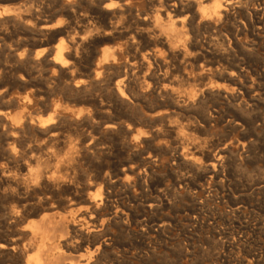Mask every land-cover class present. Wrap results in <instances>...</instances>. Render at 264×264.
<instances>
[{"label":"rangeland","instance_id":"rangeland-1","mask_svg":"<svg viewBox=\"0 0 264 264\" xmlns=\"http://www.w3.org/2000/svg\"><path fill=\"white\" fill-rule=\"evenodd\" d=\"M30 1H28V0H8L7 2H6V0H1L0 1V11H2L4 9H7V8L12 11L11 15L8 16V14H6V15L2 16V18L0 17V22H1L0 23L1 24L0 25V41H1L0 44L2 43L0 45V50H1L0 51V55H1L0 56V59H1L0 60V63H1L0 64V66H1L0 69H3V70L7 69L8 70V69L14 68V70H18L19 67H20L19 63H18L19 56L23 55L25 49L33 50L34 51L33 54L35 55V54H37L36 52L38 50L40 51L41 50L40 48H42V46L40 47V45L38 44L39 41H38L37 38H39V40H42V39H44L43 37H45V35L39 33L38 31H35L34 29H31L29 24H27L25 21H24L25 25L23 23V20L22 21H18L19 18L16 15H18V14L27 15L31 11L39 9L40 13H41V16L43 18L45 17L46 21L48 23H50V24H54V26H61V28H66L70 24V22H68V21H70L69 20L70 18L67 16L68 14H66L67 11H68V8L66 7L65 4H59L58 5L56 0H30ZM215 1L216 0H212L210 2H206L205 5L206 6L208 5V7H210L211 5L214 4ZM222 1L224 2V0H222ZM225 1L228 2L230 0H225ZM262 2H264V0H253V3L251 2L250 6L248 8L245 5L241 6V7H236L234 9L230 10L228 15L223 16V17H214V18H211V19H205L204 20V19L201 18V15L198 13V16H197L198 18L194 17V21H193V17H191V16L187 17L186 20L184 19V21H183L182 18H184L186 16V13L184 15V13H182V12H177L173 6L171 7L170 3L164 2L162 4L164 6H162V7H163V9L165 7V10L168 9V11L171 12L170 17L172 16L171 17L172 19L170 17L167 18L166 16H164L163 21H166V20L169 21V20H173L174 19L173 21L176 20L175 23H176V26L178 27V29H180V30H182L184 32L187 31L186 32L187 34L184 35L185 38H183V40L178 43V45H181V46H178V50H181L180 48H183V49L181 51L173 53V54L172 53H168L169 51L167 49V46H165V44H164V41L167 40V37H168L167 34L163 33L162 30L160 31L159 30L160 27H158L155 24L156 22H154L155 18H156L157 11H155V9L152 8V6L149 4V2L147 0H125L123 2L124 4L125 3L127 4L126 6H124L125 9L121 8V10H120V8L119 9L117 8V11H119V10L121 11V12L119 11V13L117 12L116 17L118 19L116 17L112 18L113 19L112 20V22H113L112 25L115 26L114 27L115 29L117 28L116 29L117 33L115 34V36H114V38L112 39L111 42H107L105 44L100 45L99 49H101V48L103 49V47L104 48L105 47H113L112 52L113 53H117V55L120 56V58H121L120 63L121 64H119V67H117V68H112V71L110 73L112 74V81L116 82L122 76L121 74H124L126 72V74L129 77L127 76L128 78L126 79L127 81H125L126 83L124 84V88H125L126 92L128 93V97H130V98L128 99L129 100L128 102H125V103H127L126 105H128V106H126L124 102H122L120 100H117V98L114 95H112V97H113L112 98V117L114 118V119L112 118L113 119L112 122L113 121L114 122L116 121L115 123L118 122L121 125V127L115 129L116 131H112V133H113L112 136L110 134H104V133L99 134V136H100V139L102 138L101 142H102L103 145H109L110 144L113 147L112 148V156L107 158L108 160L109 159L110 160L111 159L114 160V161L112 160V168H113L112 169V182L115 181V182H113V185H112V191H113V193H112L113 194L112 210L116 206H123L124 205V207H126V209H127L128 221H130V220L131 221L123 226L122 222H121V219L117 218L115 215L112 216L113 217V222H112V243H110V241H108V243H110L112 246L110 244L104 246V248H105V249H103L104 252L102 251V254H100V259H101L100 262H101V264H110V263L111 264H115V263L116 264H122V263L123 264H125V263L126 264H163V263L164 264H214V263L215 264H237L238 262H239L238 264H243V263H245V264H264V260H263L264 259V233H262V232H264V230L262 231V228L264 229V190H263L264 189V182H263L264 181V149H263L264 148V22H262V21H264V7H263L264 3L262 4ZM27 3L28 4L30 3V4L28 5ZM22 4H23L24 7L23 6H19V5H22ZM36 4H37V6H36ZM43 4H44V6H43ZM48 4H50L51 7ZM34 5L37 8H35ZM57 5H58V7H57ZM5 6H6V8H5ZM7 6H9V7H7ZM12 6H13V8L15 7L16 9L14 8L15 9L14 10L12 8ZM18 6H19V9L17 8ZM180 6L181 5H179L178 8H180ZM31 7H33V8L31 9ZM53 7H54V9H52ZM162 7L159 5L158 9L161 10ZM181 7H183V6H181ZM261 7H262L263 10L261 9ZM169 8H170V10H169ZM198 8H200L199 5L196 6V10ZM123 9H124V11H123ZM246 9L250 10L253 13L255 11L258 12V14L255 16V20H256L255 22L256 23L254 24V26H250L248 24V22H247V17H246V12H245ZM51 10H52V12H51ZM127 10L129 11L128 13H126ZM199 10H201V8ZM49 12H51V14ZM134 12L135 13L137 12V13L135 14ZM46 14L48 15V18L46 16ZM52 14H53V19H51L52 18ZM59 14H61V15H59ZM118 14L119 15L121 14L120 16L122 18ZM54 15H56V16H54ZM57 15H59L58 16L59 18L57 17ZM123 15H124L125 19L123 18ZM10 16H11V19H10ZM128 16H130V17H128ZM141 16H143V17H141ZM63 17H64V19L66 18L65 21H64ZM144 17L145 18L147 17L146 19H148V17H149V19L147 20V21H149L148 24L144 25V24H142L139 21L141 19H144ZM67 18H69V19H67ZM126 18H127L128 22L126 21ZM133 20H134V22H133ZM180 20H182L183 23ZM2 22H4V23H2ZM138 22H140V23L138 24ZM150 22H154V23L152 24ZM118 23H119V25H118ZM66 24H68V25H66ZM123 24H124V26H123ZM129 24H131L132 26L131 25L129 26ZM190 24H191V26H190ZM9 25H10V27H9ZM116 25H117V27H116ZM133 25H134V28H133ZM138 25L141 26L142 28H139ZM146 25H148V26H146ZM152 25H153V27L152 28L150 27L151 29L148 28L149 26H152ZM64 26H66V27H64ZM118 26L119 27L121 26V27L118 28ZM206 26H207V28H206L207 30L204 29V27H206ZM135 27H136V30H135ZM155 27H157V29ZM15 28L16 29L18 28V29L16 30ZM241 28H243V29H241ZM25 29H27L28 31L27 30L25 31ZM186 29H188L190 32L188 30H186ZM191 29L193 31H191ZM239 29H240V31H239ZM255 29H256V31H255ZM120 30H121V32H120V35H119V31ZM145 30H146V32H145ZM155 30L160 31L161 33H163V35L160 32H157ZM131 31H132V33H131ZM242 31H244V32H242ZM253 31H255V32H253ZM5 32H6V35H5ZM125 32H127V33H125ZM147 32L149 33V35H148ZM233 32H235L234 33L235 35L233 34ZM236 32H237V34H236ZM32 33H33V37H32ZM139 33L141 35H139ZM157 33H159L160 35H158ZM190 33H192V34H190ZM122 34H123V36H122ZM154 34L156 35L155 37H153ZM124 35L125 36L127 35L129 37V39H128V37H125ZM146 35H148L149 37L147 36V38H146ZM199 35H200V37H199ZM71 36H73V37H71ZM131 36H134V37H132V40L130 39ZM136 36L138 38H136ZM19 37H20V39H19ZM70 38L74 39V40L75 39L79 40L78 38H80V33H77V32L75 33V31H73V32L70 33ZM123 38H124V40H123ZM152 38H154V39H152ZM15 39H17L16 40L17 42L15 41ZM36 39H37V41H36ZM150 39H152V40H150ZM157 39H159L161 41H159ZM56 40L57 41H55L52 45H54L55 43H57L59 41V39H56ZM136 40L137 41L140 40V41H138V43H137ZM141 40H142V43H141ZM144 40H146L147 43ZM201 40H202V42H199ZM223 40H224V42H223ZM231 40H232V42H231ZM131 41H133L132 44H131ZM190 41H192V42H190ZM195 41L198 42V44L195 43ZM225 41H227V42H225ZM234 41H236L237 43L235 44ZM6 43H7V45H6ZM156 43L158 44L157 46H156ZM29 44L31 46H29ZM112 44H113V46H112ZM147 44H149V45H147ZM150 44H153L154 48L152 47V45L150 46ZM15 45H16V47H13V48L11 47V46H15ZM130 45H131L132 48L130 47ZM140 45L141 46L143 45L142 48H141ZM2 46H4V47H2ZM17 47H18V49H17ZM133 47H135L136 49L133 48ZM14 49H15V51H14ZM121 49H124V50H121ZM137 49H139V50H137ZM185 49H186V51L187 50L188 51L186 52ZM191 49H192V51H190ZM194 49H195V51H194ZM229 49H230V51L231 50L232 51L229 52ZM139 51H141V52H139ZM2 52H3V54H2ZM134 52H139V53L137 55V53H134ZM188 52H190V54ZM199 52H201V53H199ZM211 52H212V55H211ZM221 53H222V55L220 56ZM132 54H134V55H132ZM231 54H232V56H231ZM155 55H157V56H155ZM190 55H191V58H190ZM154 56H155V60H154ZM194 56H196V57H194ZM202 56H204L207 61L205 60V58H202ZM132 57H134V58H132ZM141 57L144 60H146V62H147L146 66L147 67L145 66V68H141L142 70L139 67L136 68L135 65H133V67H132L131 64L133 62V59H135V58L142 59ZM158 57H160V58H158ZM165 57H166V59H165ZM214 57H216V58H214ZM129 58H130V60H129ZM149 58H151V59H149ZM162 58H163V60H162ZM8 60H9V62H8ZM150 60H152V61H150ZM186 60H188V61H186ZM195 60H197V61H195ZM10 61H11V63H10ZM129 61L130 62L132 61L131 64H129ZM169 61H171V62H169ZM204 61H206V62L204 63ZM210 61H211V63H210ZM152 62H154V63H152ZM160 62H162V64ZM173 62H176V63H173ZM213 62H214V64H213ZM218 62H219V64H218ZM195 63H197V64L195 65ZM6 64H8V65L5 66ZM124 64H125V66H124ZM159 64H161V65H159ZM243 64H244V66H243ZM30 65H31V67H30ZM39 65H40V63L38 64L37 61L33 60L31 62V64L28 65L30 67V68L28 67V69L31 70L33 76L35 77V81L36 82L38 81L36 87L38 89H39V87H41L40 88L41 91L45 90L46 92H49V94L54 95V97L51 95L52 98H51L50 102L48 100L44 101L45 104H43L44 103L43 100L39 99L37 96H36L37 99L34 100L32 102V104L27 105V106L25 104H23V102H21L22 101L21 99L24 98L25 94H27L28 92H31V90H32L31 88L32 87H29V86L26 87L25 85H23V82L21 83L20 80H17V81L14 82V81L10 80L4 74V72L0 73L1 74L0 75L1 76V78H0V89L1 90L9 89L8 91L10 92V97H7L3 101L2 100L0 101V108L2 107V109H5V110L8 108L7 111L9 112L8 113V116H9L8 124L6 125V124L0 122V130H1V132H0V148L4 151L3 152L0 149V160L2 159L0 161V171L6 170V169L7 170L13 169V167L17 163H19V162L22 163L23 160L26 161L30 156H32L34 154L39 156V157H41V158L43 157L42 159L46 162L45 166L47 168H51L52 169L58 163L57 158H59V157L62 158L64 155L67 156V154L72 151L73 159L72 160H69V159L65 160V165L67 166V169L65 170V172L69 173L71 175L70 177H71L72 180H74L75 184H77V185L79 184L80 185L81 182H83V174L85 175V174H87V172H89V170L91 171L92 168H93L92 164L96 163V162H94V160L92 158H90V159L88 158V159H85V160H82V159L80 160V158L77 156V154H78L77 146L81 143V140H82L81 138L83 136H85V134L87 135L89 133V131H90V128L88 129V125L85 124V122L82 121V119H77V115H76V111L79 112L80 110H82L83 109L82 107H84V105L80 102L78 94L73 93V92L71 93V92H68V91L67 92L63 91L62 92L61 88H58L54 83H53L54 85H52V80L48 79V78L53 77L52 69L50 68V66L45 67L43 64H41L40 66ZM227 65H229V66L227 67ZM162 66H164V67H162ZM190 66H191V68H189ZM225 66H226V68H225ZM229 67H232V68H229ZM128 68H130V69L128 70ZM154 68H157V70L154 69ZM132 69H134V70H132ZM147 69H149V70H147ZM192 69H194V70H192ZM172 70H174V71H172ZM182 70H184V72ZM189 70H190V72H189ZM231 70H232V72H231ZM133 71H135L136 73L133 72ZM141 71L142 72L144 71L143 72L144 74ZM240 71H241V73H240ZM166 72H168V73H166ZM137 73H139V74H137ZM231 73H233V77L231 76ZM41 74H42V76H41ZM119 74H120V76H119ZM133 74H135V75L133 76ZM153 74H154V76H153ZM180 74L183 75V77ZM116 75H117V79H115ZM179 75H180V77H178ZM135 76H136V78H135ZM204 76H206V78ZM212 76H214V77H212ZM215 76H216V78H215ZM150 77H152V79L154 81L152 79H149ZM181 77L183 79H180ZM224 77L226 78L227 81L225 80ZM138 78L140 80H137ZM166 78H168V79H166ZM186 78H188V79H186ZM213 78H215V79H213ZM2 79H4V81ZM133 79H135V80H133ZM130 80H132L133 83H132V81L130 82ZM212 80H213V82H212ZM219 80H221V81H219ZM134 81H135V83H134ZM183 81H185V82H183ZM216 81H217V83H216ZM142 82H143V84H142ZM171 82H172V84H170ZM179 82H180V85L177 84ZM182 82H183V84H182ZM189 82L192 83V84H189ZM243 82H245V83H243ZM2 83H5V84H2ZM127 83H129L132 87L129 84L127 85ZM158 83H160V84L158 85ZM185 83L188 84V85H186ZM184 84H185V86H184ZM236 85H238L240 88H242L241 91L240 90L237 91ZM128 86H129V88H126ZM5 87H6V89H5ZM37 88H36V90H37V92H39L40 90H38ZM130 88H132V89H130ZM52 89H54L55 91L54 90L52 91ZM187 90L188 91L190 90L191 92L188 93ZM101 91H102V89H101ZM132 91H133L134 94L132 93ZM195 91L198 92V93H196ZM162 92H164V93L162 94ZM165 92H167L168 94H166ZM58 93L61 94V95L59 96ZM135 93H136V95H135ZM137 94H139L140 96L137 95ZM144 94H146V96ZM203 94H204V96H203ZM142 95H144V96H142ZM165 95H166V97H165ZM191 95H193V96H191ZM180 96H181V98L178 99ZM211 96H212V98H211ZM136 97L138 99H136ZM155 97L158 98V99H156ZM174 97H175L176 100L174 99ZM250 97H251V99H250ZM19 98H21V99H19ZM139 98H140V100H139ZM161 99H162V101H161ZM177 99L180 100V102H182V103H179V101ZM216 99H217V101H216ZM238 99H239V101H238ZM134 100H136V101H134ZM155 100H157V102ZM209 100H210V102H209ZM130 101H131V103H130ZM251 101H253V102L251 103ZM55 102H58V103L61 102L60 104H62L60 110H58V116L61 117V118L59 117V120H58L60 122V124H59V122H57L55 124V126L57 127V131H58L57 139H54V141L52 139L50 140V134L47 135V137H49V138H47V137H45V135H43L40 132V130L38 128H36V129L33 128V127L28 128L29 127L28 126V127H25V128H21L23 130H21V133L19 134V136H20L18 138V140H20V141H18L19 144L17 143L15 150H12L11 148H14V145L12 144L13 139H12V136H11L12 131L10 130V126L11 127L18 126V124L15 121V118L18 117V116H22L23 118L25 117V119L26 118L28 119L29 117H33V116L35 118H40L41 115H42L41 118L48 117V116H50L51 113L54 112L53 111L54 109H49V111H48V110H46V107L47 106H51L50 103L53 104ZM238 102H241L242 105L240 106V103H238ZM77 103H78V105H77ZM120 103H122V104L120 105ZM11 105L12 106L14 105L13 106L14 108L13 107L11 108ZM152 105H154V106H152ZM169 105H171V106H169ZM15 106H16V108H15ZM78 106H81V107H78ZM124 106H126V107L123 108ZM135 106H136V108H135ZM177 106H179V107L177 108ZM156 107H157V109H156ZM202 107H203V109H202ZM126 108L128 110H126ZM138 108H139V110H137ZM205 108L207 110H205ZM115 109H117L118 111H116ZM183 109H185V110H183ZM199 109L201 110V112H200ZM119 110H121V111H119ZM125 110H126V112L127 111L128 112L127 113L124 112ZM134 110H136V111H134ZM239 110H241V111H239ZM42 111H44V112H42ZM190 111H192V112H190ZM46 112L48 114H46V116L44 117V115H45L44 113H46ZM115 113H116V115H115ZM195 113H196V115H194ZM158 114H159V116H158ZM200 114L202 115V119H200L201 118ZM171 115H172V117H171ZM117 116H118V119H116ZM177 116L179 117L178 119H177ZM130 117L132 118V120H131ZM192 118H194V119H192ZM133 119H135V120H133ZM149 119L151 120L150 123L148 122V121H150ZM256 119H258V120H256ZM126 120H127V122H126ZM63 121H65L67 123V125ZM138 121H139V123L137 125L136 122H138ZM186 121H189V122H186ZM201 121H202L203 124H200ZM251 121L253 122V124H252ZM158 122H159V125H158ZM179 122L182 123V125H180ZM196 122H198V123H196ZM239 122L241 124H237ZM155 123H156V126H155ZM161 123H162V125H161ZM169 123H172V124L170 125ZM75 124H76V126H75ZM128 124H129V126H128ZM134 124H135V126H134ZM167 124H169V126ZM5 125L8 126L9 129H6L8 127H6ZM72 126H73V128H72ZM126 126L128 127V129H127ZM20 127H22V126H20ZM20 127H18V128H20ZM65 127H67V129H69V130L67 131V129ZM163 127H164V131L162 130ZM27 128L29 130H27ZM177 128H179V129H177ZM208 128L210 130H208ZM24 129L26 131H29V133L28 132L24 133V132H26ZM180 129H181V131H180ZM65 130H66V132H65ZM173 130H174V132H173ZM176 130H179L178 133H177ZM182 130H183V132H182ZM70 131L72 133L74 131L73 134L75 136L72 135V133ZM167 131H168V133H167ZM189 131H192L193 134L191 132H189ZM119 132H120V135H119ZM141 132L143 134H145L146 136L144 135L139 141H136L135 138H133V137L135 136V134H138V133H141ZM68 133H70V134H68ZM154 133H157V134L154 135ZM194 133H196V134H194ZM161 134H163L162 137H161ZM76 135H78V136H76ZM171 135H173L172 138H170ZM22 136H25V137L22 138ZM28 136L31 137V138L29 139ZM32 136L35 137V138H33ZM36 136H38V139H37ZM62 137L63 138L65 137L66 139L65 138L63 139ZM114 137H116L115 141H114ZM2 138H4V139L2 140ZM76 138L78 139V141H76L77 140ZM109 138H110V141L108 140ZM174 138H175V140H174ZM21 139H22V141H21ZM126 139H128V141H126ZM129 139H130V141H129ZM150 139H152L153 141L150 140ZM179 139H180V141H179ZM44 140L45 141L48 140L49 142L48 141L45 142ZM64 140H65V142H64ZM111 140L114 141V142H117V144H119V145L117 146V144H115ZM50 141H52L53 143L50 142ZM74 141H75V143H74ZM105 141H107V143ZM144 141H146V142H144ZM183 141H185V142L183 143ZM36 142L38 143V145L42 146L40 151L37 149ZM58 142L59 143L61 142L60 143L61 146L59 145ZM179 142H180V144H179ZM30 143H32V144H30ZM33 143H35V144H33ZM56 143L58 145V148H57ZM127 143H129V144H127ZM53 144H54V147H53ZM123 144H124V146L126 145V148L123 146ZM173 144H175L176 146L175 145L173 146ZM65 145H68V146H65ZM129 145H130V148H128ZM49 146H50V148H49ZM63 146H64V148H63ZM152 146H153V148H152ZM156 146H157V148H156ZM123 147H124V149H123ZM20 148H21V150H20ZM31 148H33V149H31ZM115 148H116V150H115ZM18 149H19V151H18ZM22 149H23V151H22ZM42 149H43V151H42ZM45 149H47V150H45ZM145 149H148V150H145ZM161 149H162V151H161ZM10 150H11V153L9 152ZM137 150L140 151V153ZM158 150L161 151V152H159ZM1 151H2L3 154H1ZM12 151H14V152H12ZM46 151H48V153H46ZM149 151L151 152V154H150ZM166 151L169 153V155L167 154ZM171 151H172V153H171ZM60 152H62V153H60ZM131 152H133V153H131ZM148 152H149V154H147ZM156 152H157V155H155ZM29 153L31 155H29ZM36 153H38V154H36ZM212 153H213V155H212ZM130 155H131V157H130ZM153 155H154V158H153ZM160 155H161V157H160ZM188 155H190V156H188ZM218 155H221V156H218ZM181 156H182L183 159L181 158ZM216 156H217V158H216ZM50 157L52 159L53 158H56V159H53L51 162H49L48 158H50ZM125 157H127V158H125ZM177 157H178V159H177ZM207 157H209V158H207ZM214 157H215V159H214ZM76 158H77V160H76ZM189 158L191 159V161H190ZM208 159L212 160V161L209 162ZM55 160H56V162H55ZM133 160H135V161H133ZM156 161H157V163H156ZM176 161H177V163H176ZM114 162H117V163H114ZM129 163L131 164V166H130ZM207 164H208V166H207ZM88 165H89V167H88ZM187 165H189V166H187ZM138 167L140 169H138ZM181 167H183V168L181 169ZM188 167H190V168H188ZM193 167H195V168H193ZM116 168H118V169H116ZM184 168L187 171L184 170ZM120 170H122V171L124 170L123 173ZM128 170H129V173H128ZM131 171L134 172V173H132ZM204 171H205V173H204ZM119 172H120V174H119ZM187 172H188L189 176H188ZM191 172H192V174H191ZM145 173L147 174V176H146ZM171 173L173 174L172 176H171ZM175 173L176 174L178 173V174L176 175ZM214 173H215L216 176L214 175ZM116 174H118V176H115ZM123 174H125V175H123ZM24 175L26 177H24V176L23 177L26 178V179H28L29 178L28 176H30V174L27 173V172H25ZM168 175L171 176V177H169ZM184 175H185V177H184ZM190 175H192V176H190ZM149 176H150V178H148ZM161 176L163 178H161ZM197 176L199 178H197ZM166 177H168V178H166ZM130 178H133V179L130 180ZM180 178H182L181 179L182 181L180 180ZM189 178L191 180H195V181H191ZM76 180H78V181H76ZM138 180H139V183H138ZM160 180L162 181V183H161ZM152 182H154V184H152ZM181 182H184V183H181ZM196 182H198V183H196ZM225 182H227V183H225ZM116 184L119 187H116ZM143 184H144V186H143ZM180 184H181V187H180ZM133 185H134V187H133ZM162 185L164 187H162ZM187 185H189L192 188L188 187ZM140 186H141V189H140ZM170 186H171V188H170ZM143 187L145 188V190H144ZM221 187L222 188L224 187V188L222 189ZM165 188H167V189H165ZM176 188L178 189V191H176L177 190ZM220 188H221V190H220ZM129 190H130L131 194L128 193ZM156 190H158V191H156ZM167 190H169V192H167ZM64 192H66V194ZM143 192H145V193H143ZM160 192L163 193V194H161ZM68 193H70V194H68ZM120 193H122V194H120ZM72 194L73 193L71 192V190L66 188V187L63 189V192L61 190L60 193L58 194V196L62 197L63 199H66V200L69 199V203H68L69 205L65 206L66 209H62L61 211L62 212L64 211V213H68L70 211H76L77 213H81V212L84 213L85 210H83L84 208H82L83 204L80 201H78V200L76 201V196L72 195ZM167 194H169V195H167ZM163 195H164V197H162ZM170 195H171V197H170ZM172 195H174V196H172ZM145 197L147 198V200H146ZM72 198H74V199H72ZM3 199L6 200V201L3 202L4 201ZM152 199H153V201H152ZM236 199H237L238 202L236 201ZM10 200L11 199H8V198L7 199L6 198H0V204H4L6 206V203H7V206H9L10 204H12V200H11V202H10ZM173 200H175V201H173ZM54 201H56V199H54ZM118 201H120V202L118 203ZM232 201H234L235 203L232 202ZM259 202H261V203H259ZM239 203H240V205H239ZM159 204H160V206H159ZM149 205H151V206H149ZM242 205H244V206H242ZM255 205L257 207H255ZM259 205H260V208H258ZM0 206H2V205H0ZM234 206H236V207H234ZM194 212H195V214H193ZM112 213H113V211H112ZM139 215H141V216L139 217ZM241 217H242V221H241ZM2 219L3 218H1L0 220L2 221ZM154 219H155V222H154ZM170 219H172L173 221L172 220L170 221ZM192 219H194V220H192ZM139 221H140L141 224L142 223L143 224L141 225L139 223ZM169 222H171V223H169ZM114 223H116V224H114ZM210 223L211 224L215 223V225H210ZM198 225H199V227H198ZM153 226L156 227V228H153ZM160 226H162V227H160ZM143 227L144 228L146 227V228L143 229ZM148 227H149V229H148ZM151 227L153 229H151ZM216 227H218V228L216 229ZM227 228H229V229H227ZM121 229L124 230V231H122ZM146 229H148L149 231L146 230ZM160 229L162 231H160ZM213 229H214V232H216V233L213 232ZM241 229L244 232H242ZM251 229H253V231ZM0 231H3V229L0 228ZM227 231L228 232L230 231V232L228 233ZM255 231H256V233H254ZM122 232L123 233L125 232V233L123 234ZM218 232L220 234H218ZM145 234H146V236H145ZM124 235H125V237H124ZM161 236H162V238H160ZM218 236H220V237H218ZM118 237H119V239H118ZM149 237H150V239H149ZM122 238L125 239V241ZM234 238H236V239H234ZM141 239H144V240H141ZM91 240L93 241L94 239H91ZM119 240H123V241H119ZM234 240H235V242L236 241L237 242L234 243ZM126 241H129V242H126ZM143 242L145 243V245H144ZM251 242L253 244L250 245ZM114 243H116V244L114 245ZM216 243H217V245H216ZM219 244H220V248H219ZM120 245H122V246H120ZM138 247H140V248H138ZM222 247H224V248H222ZM232 248H234V249H232ZM181 250H183V251H181ZM250 250H252V251H250ZM175 251H176V253H175ZM254 251H255V253H254ZM139 253H140V255L142 254L143 256L142 255L140 256ZM182 253H184V254H182ZM238 253L241 255L240 257H239ZM113 255H114L115 258L113 257ZM166 256H168L169 258L166 257ZM140 257H142V258H140ZM228 257H229V259H228ZM261 257H263V258H261ZM122 259L123 260L125 259V260L123 261ZM111 260L114 261V262H112ZM173 260H174V262H173ZM252 261H253V263H252Z\"/></svg>","mask_w":264,"mask_h":264},{"label":"bare ground","instance_id":"bare-ground-1","mask_svg":"<svg viewBox=\"0 0 264 264\" xmlns=\"http://www.w3.org/2000/svg\"><path fill=\"white\" fill-rule=\"evenodd\" d=\"M1 1V0H0ZM8 0H6L7 2ZM30 1V0H28ZM58 5L59 4H65L66 7L68 8V11L66 14H68L67 16L70 18V24L69 26H64L66 28H61V26H54V24H50L46 21V18L44 19L41 16L40 10H33L31 11L29 14L27 15H23V14H18L16 15L19 20L18 21H22L23 23L24 21L29 24L31 29H34L35 31H38L39 33L45 35V37H43L44 39L39 40V45L40 47L42 46V48H40L41 50L38 52H36L37 54H33V50L30 49H25L23 55L19 56V69L18 70H14V68L11 69H0V73L4 72V74L12 81H17L20 80L21 83L23 82V85H25L26 87H32L31 92H28L27 94H25L24 98L21 99L23 102V104L30 105L32 104V102L34 100H36V96L44 101H49L51 100V95L49 94V92H46L45 90H40L41 87H39V89L36 87L38 81H35V77L33 76L31 70L28 69V65L31 64V62L33 60L37 61L38 64L40 63L43 64L45 67L50 66V68L52 69V75L53 77L48 78L52 80V85H56L58 88H61V91H65V92H73L79 95V100L80 102L84 105V107H82L83 109L80 110L79 112L76 111V115H77V119H82V121L85 122V124L88 125V129L90 128L89 133L85 136H83L80 140L81 143L77 146V156L80 158V160H85V159H90L92 158L94 160V162H96L93 165L92 170L89 172H87V174H83V182H81V184L77 185L74 183V180L71 179V175L69 173H66L65 170L67 169V166L65 165V160H72L73 159V153L72 151L70 153L67 154V156H61L62 158H57V165L54 168H47L46 162L39 156L37 155H32L30 156L26 161L23 160L22 163H17L13 169L10 170H2L0 171V198H8L12 200V204H8L9 206H6L4 204H0L2 206H0V219H2V221L0 220V228L3 229V231H0V264H101L100 262V254H102V251L105 245H109L110 243H112V222H113V215H115L117 218L121 219L122 225H126L127 223H129L130 221H128V215H127V209L126 207L123 206H116L113 208L112 210V198H113V191H112V185H113V181L112 182V160L113 159H107L108 157L112 156V145H103L100 139L99 134L104 133V134H110L112 136V131H116L115 129L121 127V125L117 122L115 123L114 121L112 122V120L114 119L112 117V95H114L117 100H120L122 102H128L129 98L128 97V93L126 92L125 88H124V84L126 83L125 81H127L126 79L129 77L126 72L124 74H121L122 76L116 81H112V74L110 73L112 71V68H117L119 67L121 58L119 55H117V53H113L112 49L113 47H103V49H99L100 45L105 44L107 42H111L112 39L114 38L115 34L117 33L116 29L114 28L115 26L112 25V18L116 17L117 12L119 13V11L121 10V8H124V6H126L127 2L124 4L123 2L125 0H56ZM149 2V4L152 6V8L155 9V11H157L156 14V18L155 24L160 27V31L162 30L163 33L167 34V40L164 41L165 46H167L168 49V53H176L181 51L183 48H180L181 50H178V45L179 42H181L183 40L184 35L187 34L186 29L184 31L178 29V27L176 26L175 21L173 20H169V21H163L164 16H166L167 18L170 17L171 12L167 10H165V7L163 9L162 5L164 2H168L171 4V7L173 6L175 8V10L177 12H182L186 13V16L183 19L186 20L187 17H193V21H194V17L198 16V13L201 15L202 19H211L214 17H223L228 15L229 11L236 8V7H241V6H247V8L250 6L251 2L253 3V0H230V1H225L224 2L222 0H216L214 2L213 5H211L210 7H208V5L206 6L205 3L206 2H210L212 0H147ZM31 2V1H30ZM40 2V1H39ZM38 2V3H39ZM42 2V1H41ZM259 2V1H258ZM5 3V2H4ZM9 3V2H8ZM36 3V2H35ZM47 3V2H46ZM53 3V2H52ZM264 2H262L263 4ZM6 4V3H5ZM28 4V3H27ZM30 4V3H29ZM28 4V5H29ZM148 4V5H149ZM209 4V3H208ZM11 5V4H10ZM32 5V4H31ZM40 5V4H39ZM50 6V4H48ZM57 5V7H58ZM161 6L162 9H158V6ZM181 5L183 7L180 6V8H178V6ZM199 5V7L201 8V10H199L200 8H198L196 10V6ZM19 6H23L19 5ZM19 6L17 7L19 9ZM37 6V4H36ZM35 5L34 7L37 8ZM44 6V4H43ZM166 6V5H165ZM169 6V5H168ZM167 6V7H168ZM259 6V5H258ZM263 6V5H262ZM9 7V6H7ZM24 7V6H23ZM22 7V8H23ZM28 7V6H27ZM39 7V6H38ZM46 7V6H45ZM51 7V6H50ZM55 7V6H54ZM54 7L52 9H54ZM260 7V6H259ZM264 7V6H263ZM6 8V6H5ZM13 8V6H12ZM15 8V7H14ZM13 8V9H14ZM21 8V7H20ZM29 8V7H28ZM33 7H31L32 9ZM34 8V9H35ZM41 8V7H40ZM117 8L120 10L117 11ZM178 8V9H177ZM16 9V8H15ZM14 9V10H15ZM45 9V8H44ZM43 9V10H44ZM51 9V8H50ZM66 9V8H65ZM125 9V8H124ZM123 9V11H124ZM242 9V8H241ZM244 9V8H243ZM250 9V8H249ZM252 9V8H251ZM262 9V7H261ZM26 10V9H25ZM42 10V9H41ZM61 10V9H60ZM134 10V9H133ZM151 10V9H150ZM170 10V8H169ZM263 10V9H262ZM17 11V10H16ZM23 11V10H22ZM28 11V10H27ZM165 11V12H164ZM243 11V10H242ZM47 12V11H46ZM45 12V13H46ZM52 12V10H51ZM51 12H49L51 14ZM121 12V11H120ZM129 11L127 10L126 13H128ZM132 12V11H131ZM154 12V11H153ZM246 17H247V22L250 26H254V24L256 23L255 21V16L258 14L257 11H255L254 13L251 12L250 10L246 9ZM12 11L7 9H4L2 11H0V17L2 18V16L8 14L11 15ZM14 13V12H13ZM17 13V12H16ZM21 13V12H20ZM135 13V12H134ZM137 13V12H136ZM135 13V14H136ZM151 13V12H150ZM149 13V14H150ZM236 13V12H235ZM49 14V15H50ZM55 14V13H54ZM58 14V13H57ZM140 14V13H139ZM142 14V13H141ZM144 14V13H143ZM148 14V15H149ZM152 14V13H151ZM150 14V15H151ZM176 14V13H175ZM261 14V13H260ZM13 15V14H12ZM61 15V14H59ZM57 15V17L59 16ZM119 15V14H118ZM121 15V14H120ZM119 15V16H120ZM127 15V14H126ZM138 15V14H137ZM147 15V16H148ZM244 15V14H243ZM47 18L48 15L46 14ZM56 16V15H54ZM139 16V15H138ZM230 16V15H229ZM121 17V16H120ZM119 17V18H120ZM130 17V16H128ZM134 17V16H133ZM143 17V16H141ZM165 17V18H166ZM172 17V16H171ZM170 17V18H171ZM238 17V16H237ZM260 17V16H259ZM8 18V17H7ZM51 18V17H50ZM55 18V17H54ZM59 18V17H58ZM117 18V17H116ZM122 18V17H121ZM123 18L125 19L124 15ZM136 18V17H135ZM147 18V17H146ZM144 17V19L139 20L142 24H148L149 21H147L149 19H146ZM198 18V17H197ZM236 18V17H235ZM11 19V16H10ZM53 19V14H52V18ZM64 19V17H63ZM66 19V18H65ZM64 19V21H65ZM118 19V18H117ZM123 19V20H124ZM134 19V18H133ZM172 19V18H171ZM239 19V18H238ZM241 19V18H240ZM245 19V18H244ZM259 19V18H258ZM263 19V18H262ZM14 20V19H13ZM50 20V19H49ZM48 20V21H49ZM55 20V19H54ZM53 20V21H54ZM120 20V19H119ZM118 20V21H119ZM135 20V19H134ZM133 20V22H134ZM196 20V19H195ZM235 20V19H234ZM125 21V20H124ZM127 21V18H126ZM138 21V20H137ZM178 21V20H177ZM182 21V20H180ZM182 21V23H183ZM197 21V20H196ZM244 21V20H243ZM262 21V20H261ZM5 22V21H4ZM2 22V23H4ZM63 22V21H62ZM115 22V21H114ZM117 22V21H116ZM121 22V21H120ZM128 22V21H127ZM132 22V21H131ZM138 22V24L140 23ZM154 22H150V23H154ZM200 22V21H199ZM246 22V21H245ZM264 22V21H262ZM261 22V23H262ZM1 23V22H0ZM10 23V22H9ZM8 23V24H9ZM67 23V22H66ZM136 23V22H135ZM134 23V24H135ZM181 23V24H182ZM191 23V22H190ZM239 23V22H238ZM237 23V24H238ZM241 23V22H240ZM6 24V23H5ZM12 24V23H11ZM21 24V23H20ZM65 24V23H64ZM63 24V25H64ZM132 24V23H131ZM129 24V26L131 25ZM186 24V23H185ZM192 24V23H191ZM190 24V26H191ZM243 24V23H242ZM1 25V24H0ZM18 25V24H17ZM25 25V23H24ZM68 25V24H66ZM119 25V23H118ZM150 25V24H149ZM195 25V24H194ZM193 25V26H194ZM212 25V24H211ZM260 25V24H259ZM262 25V24H261ZM122 26V25H121ZM120 26V27H121ZM124 26V24H123ZM128 26V27H129ZM132 26V25H131ZM148 26V25H146ZM187 26V25H186ZM192 26V27H193ZM238 26V25H237ZM263 26V25H262ZM10 27V25H9ZM117 27V25H116ZM118 26V28H120ZM139 28H142L141 26L138 25ZM145 27V26H144ZM152 28V26H149L148 28ZM182 27V26H181ZM180 27V28H181ZM203 27V26H202ZM258 27V26H257ZM28 28V27H27ZM123 28V27H122ZM134 28V25H133ZM138 28V29H139ZM150 28V29H151ZM157 29V27H155ZM184 28V27H183ZM206 27H204V29H206ZM231 28V27H230ZM247 28V27H246ZM252 28V27H251ZM255 28V27H254ZM253 28V29H254ZM4 29V28H3ZM16 29V28H15ZM18 29V28H17ZM16 29V30H17ZM210 29V28H209ZM212 29V28H211ZM243 29V28H241ZM2 30V29H1ZM27 29H25L26 31ZM136 30V27H135ZM134 30V31H135ZM141 30V29H140ZM139 30V31H140ZM144 30V29H143ZM148 30V29H147ZM153 30V29H152ZM207 30V29H206ZM214 30V29H213ZM235 30V29H234ZM237 30V29H236ZM8 31V30H7ZM28 31V30H27ZM75 31V33H80V38H78L79 40H74L70 38V33ZM125 31V30H124ZM154 31V30H153ZM157 31V30H155ZM157 31V32H160ZM189 31V30H188ZM191 31H193L191 29ZM240 31V29H239ZM256 31V29H255ZM253 31V32H255ZM14 32V31H13ZM12 32V33H13ZM16 32V31H15ZM33 32V31H32ZM121 30L119 31V35H120ZM138 32V31H137ZM144 32V31H143ZM146 32V30H145ZM149 32V31H148ZM147 32V33H148ZM190 32V31H189ZM196 32V31H195ZM244 32V31H242ZM35 33V32H34ZM127 33V32H125ZM132 33V31H131ZM146 33V34H147ZM151 33V32H150ZM161 33V32H160ZM163 33H161L163 35ZM193 33V32H192ZM190 33V34H192ZM235 32H233L234 34ZM22 34V33H21ZM28 34V33H27ZM31 34V33H30ZM73 34V33H72ZM143 34V33H142ZM156 34V33H155ZM154 34L153 37H155L156 35ZM158 35H160L159 33H157ZM237 34V32H236ZM239 34V33H238ZM241 34V33H240ZM6 35V32H5ZM10 35V34H9ZM24 35V34H23ZM29 35V34H28ZM35 35V34H34ZM139 35H141L139 33ZM149 35V33H148ZM146 35V38L147 36ZM198 35V34H197ZM235 35V34H234ZM36 36V35H35ZM123 36V34H122ZM125 36V35H124ZM145 36V35H144ZM152 36V35H151ZM188 36V35H187ZM190 36V35H189ZM215 36V35H214ZM223 36V35H222ZM233 36V35H232ZM7 37V36H6ZM32 37H33V33H32ZM73 37V36H71ZM125 37H128L127 35ZM124 37V38H125ZM131 36V40H132ZM149 37V36H148ZM162 37V36H161ZM200 37V35H199ZM202 37V36H201ZM236 37V36H235ZM238 37V36H237ZM15 38V37H14ZM17 38V37H16ZM22 38V37H21ZM118 38V37H117ZM123 38V40H124ZM136 38H138L136 36ZM143 38V37H142ZM157 38V37H156ZM160 38V37H159ZM163 38V37H162ZM165 38V37H164ZM189 38V37H188ZM192 38V37H191ZM8 39V38H7ZM20 39V37H19ZM23 39V38H22ZM32 39V38H31ZM36 39V41H37ZM56 39H59V41L57 43H55L54 45H52L55 41H57ZM129 39V37H128ZM154 39V38H152ZM150 39V40H152ZM195 39V38H194ZM236 39V38H235ZM240 39V38H239ZM5 40V39H4ZM14 40V39H13ZM17 39H15L16 41ZM134 40V39H133ZM143 40V39H142ZM141 40V43H142ZM159 40V39H157ZM186 40V39H185ZM198 40V39H197ZM196 40V41H197ZM208 40V39H207ZM225 40V39H224ZM223 40V42H224ZM230 40V39H229ZM228 40V41H229ZM7 41V40H6ZM26 41V40H25ZM34 41V40H33ZM137 41V40H136ZM140 41V40H138ZM137 41V43H138ZM146 42V40H144ZM149 41V40H148ZM161 41V40H159ZM163 41V40H162ZM187 41V40H186ZM198 44V42H196ZM237 41V40H236ZM234 41V43L236 44L237 42ZM1 42V41H0ZM3 42V41H2ZM17 42V41H16ZM15 42V43H16ZM144 42V43H145ZM151 42V41H150ZM155 42V41H154ZM192 42V41H190ZM194 42V41H193ZM199 42H202L199 41ZM217 42V41H216ZM220 42V41H219ZM218 42V43H219ZM227 42V41H225ZM232 42V40H231ZM4 43V42H3ZM21 43V42H20ZM122 43V42H121ZM133 43V41H131V44ZM140 43V44H141ZM147 43V42H146ZM149 43V42H148ZM152 43V42H151ZM160 43V42H159ZM187 43V42H186ZM185 43V44H186ZM2 44V43H1ZM0 44V45H1ZM10 44V43H9ZM32 44V43H31ZM201 44V43H200ZM199 44V45H200ZM231 44V43H230ZM234 44V45H235ZM7 45V43H6ZM35 45V44H34ZM128 45V44H127ZM134 45V44H133ZM149 45V44H147ZM153 44H150V46ZM158 44L156 43V46ZM184 45V44H183ZM188 45V44H187ZM211 45V44H210ZM209 45V46H210ZM216 45V44H215ZM219 45V44H218ZM238 45V44H237ZM25 46V45H24ZM29 46H31L29 44ZM33 46V45H32ZM111 46V45H110ZM113 46V44H112ZM137 46V45H136ZM141 46V45H140ZM139 46V47H140ZM143 46V45H142ZM141 46V48H142ZM146 46V45H145ZM160 46V45H159ZM163 46V45H162ZM190 46V45H189ZM198 46V45H197ZM212 46V45H211ZM214 46V45H213ZM4 47V46H2ZM8 47V46H7ZM16 47L15 46H11ZM34 47V46H33ZM131 47V45H130ZM185 47V46H184ZM201 47V46H200ZM22 48V47H21ZM132 48V47H131ZM135 48V47H133ZM154 48V47H153ZM189 48V47H188ZM209 48V47H208ZM207 48V49H208ZM238 48V47H237ZM18 49V47H17ZM130 49V48H129ZM136 49V48H135ZM161 49V48H160ZM166 49V50H167ZM187 49V48H186ZM185 49V51H186ZM8 50V49H7ZM13 50V49H12ZM23 50V49H22ZM115 50V49H114ZM124 50V49H121ZM132 50V49H131ZM139 50V49H137ZM143 50V49H142ZM146 50V49H145ZM144 50V51H145ZM150 50V49H149ZM156 50V49H155ZM164 50V49H163ZM165 50V51H166ZM201 50V49H200ZM206 50V49H205ZM204 50V51H205ZM215 50V49H214ZM222 50V49H221ZM262 50V49H261ZM1 51V50H0ZM9 51V50H8ZM15 51V49H14ZM151 51V50H150ZM184 51V52H185ZM188 51V50H187ZM186 51V52H187ZM192 51V49L190 50ZM195 51V49H194ZM217 51V50H216ZM220 51V50H219ZM218 51V52H219ZM226 51V50H225ZM232 51V50H231ZM229 49V52H231ZM253 51V50H252ZM12 52V51H11ZM18 52V51H17ZM121 52V51H120ZM141 52V51H139ZM139 52H134V53H138ZM221 52V51H220ZM236 52V51H235ZM8 53V52H7ZM21 53V52H20ZM19 53V54H20ZM146 53V52H145ZM148 53V52H147ZM183 53V52H182ZM190 54V52H188ZM201 53V52H199ZM3 54V52H2ZM130 54V53H129ZM180 54V53H179ZM186 54V53H185ZM192 54V53H191ZM210 54V53H209ZM11 55V54H10ZM134 55V54H132ZM150 55V54H149ZM184 55V54H183ZM194 55V54H193ZM199 55V54H198ZM212 55V52H211ZM210 55V56H211ZM216 55V54H215ZM222 55V53L220 54V56ZM230 55V54H229ZM252 55V54H251ZM1 56V55H0ZM8 56V55H7ZM147 56V55H146ZM153 56V55H152ZM157 56V55H155ZM155 56H154V60H155ZM167 56V55H166ZM177 56V55H176ZM185 56V55H184ZM183 56V57H184ZM232 56V54H231ZM12 57V56H11ZM137 57V56H136ZM163 57V56H162ZM187 57V56H186ZM185 57V58H186ZM196 57V56H194ZM198 57V56H197ZM134 58V57H132ZM142 58V57H141ZM160 58V57H158ZM157 58V59H158ZM168 58V57H167ZM176 58V57H175ZM182 58V57H181ZM191 58V55H190ZM202 58H205L204 56H202ZM216 58V57H214ZM213 58V59H214ZM151 59V58H149ZM166 59V57H165ZM189 59V58H188ZM196 59V58H195ZM231 59V58H230ZM259 59V58H258ZM1 60V59H0ZM4 60V59H3ZM14 60V59H13ZM130 60V58H129ZM163 60V58H162ZM175 60V59H174ZM182 60V59H181ZM206 60V58H205ZM7 61V60H6ZM152 61V60H150ZM168 61V60H167ZM172 61V60H171ZM169 61V62H171ZM176 61V60H175ZM184 61V60H183ZM188 61V60H186ZM197 61V60H195ZM194 61V62H195ZM207 61V60H206ZM204 61V63L206 62ZM220 61V60H219ZM230 61V60H229ZM235 61V60H234ZM4 62V61H3ZM9 62V60H8ZM132 62V61H131ZM131 62L129 61V64H131ZM163 62V61H162ZM162 62H160L162 64ZM200 62V61H199ZM5 63V62H4ZM11 63V61H10ZM154 63V62H152ZM156 63V62H155ZM176 63V62H173ZM198 63V62H197ZM195 63V65L197 64ZM211 63V61H210ZM221 63V62H220ZM1 64V63H0ZM13 64V63H12ZM37 64V63H36ZM126 64V63H125ZM124 64V66H125ZM128 64V65H129ZM159 64V65H161ZM188 64V63H187ZM190 64V63H189ZM194 64V63H193ZM214 64V62H213ZM219 64V62H218ZM8 64H6L5 66H7ZM35 65V64H34ZM39 65V66H40ZM132 67L133 65L137 67L141 68H145V66L147 65L146 60L142 59H138L135 58L133 59L132 62ZM170 65V64H169ZM176 65V64H175ZM194 65V66H195ZM209 65V64H208ZM207 65V66H208ZM231 65V64H230ZM239 65V64H238ZM10 66V65H9ZM8 66V67H9ZM12 66V65H11ZM43 66V67H44ZM174 66V65H173ZM177 66V65H176ZM179 66V65H178ZM229 65H227L228 67ZM244 66V64H243ZM1 67V66H0ZM31 67V65H30ZM29 67V68H30ZM122 67V66H121ZM147 67V66H146ZM159 67V66H158ZM164 67V66H162ZM166 67V66H165ZM198 67V66H197ZM217 67V66H216ZM6 68V67H5ZM10 68V67H9ZM149 68V67H148ZM160 68V67H159ZM168 68V67H167ZM183 68V67H182ZM181 68V69H182ZM191 68V66L189 67ZM196 68V67H195ZM226 68V66H225ZM232 68V67H229ZM235 68V67H234ZM233 68V69H234ZM253 68V67H252ZM126 69V68H125ZM124 69V70H125ZM130 68H128L129 70ZM157 70V68H154ZM166 69V68H165ZM188 69V68H187ZM216 69V68H215ZM219 69V68H218ZM239 69V68H238ZM123 70V69H122ZM121 70V71H122ZM127 70V69H126ZM125 70V71H126ZM134 70V69H132ZM131 70V71H132ZM142 70V69H141ZM144 70V69H143ZM149 70V69H147ZM194 70V69H192ZM197 70V69H196ZM195 70V71H196ZM199 70V69H198ZM228 70V69H227ZM245 70V69H244ZM40 71V70H39ZM130 71V72H131ZM174 71V70H172ZM184 72V70H182ZM226 71V70H225ZM44 72V71H43ZM123 72V71H122ZM128 72V71H127ZM135 72V71H133ZM142 72V71H141ZM144 72V71H143ZM142 72V73H143ZM148 72V71H147ZM151 72V71H150ZM160 72V71H159ZM163 72V71H162ZM190 72V70H189ZM198 72V71H197ZM232 72V70H231ZM235 72V71H234ZM233 72V73H234ZM129 73V72H128ZM136 73V72H135ZM140 73V72H139ZM137 73V74H139ZM157 73V72H156ZM161 73V72H160ZM168 73V72H166ZM179 73V72H178ZM193 73V72H192ZM191 73V74H192ZM195 73V72H194ZM215 73V72H214ZM219 73V72H218ZM229 73V72H228ZM233 73H231V76L233 77ZM241 73V71H240ZM243 73V72H242ZM3 74V75H4ZM37 74V73H36ZM40 74V73H39ZM118 74V73H117ZM141 74V73H140ZM144 74V73H143ZM176 74V73H175ZM187 74V73H186ZM209 74V73H208ZM235 74V73H234ZM1 75V74H0ZM135 74H133L134 76ZM142 75V74H141ZM147 75V74H146ZM181 75V74H180ZM180 75L178 77H180ZM223 75V74H222ZM37 76V75H36ZM42 76V74H41ZM47 76V75H46ZM50 76V75H49ZM120 76V74H119ZM128 76V77H127ZM132 76V75H131ZM154 76V74H153ZM160 76V75H159ZM183 77V75H181ZM228 76V75H227ZM226 76V77H227ZM145 77V76H144ZM162 77V76H161ZM160 77V78H161ZM174 77V76H173ZM176 77V76H175ZM180 79H183V78ZM206 78V76H204ZM208 77V76H207ZM214 77V76H212ZM238 77V76H237ZM1 78V76H0ZM136 78V76H135ZM141 78V77H140ZM203 78V77H202ZM216 78V76H215ZM213 78V79H215ZM219 78V77H218ZM225 78V77H224ZM117 79V75L116 78ZM149 79H152V77H150ZM155 79V78H154ZM168 79V78H166ZM174 79V78H173ZM188 79V78H186ZM199 79V78H198ZM204 79V78H203ZM209 79V78H208ZM223 79V78H222ZM234 79V78H233ZM4 81V79H2ZM9 80V81H10ZM129 80V79H128ZM135 80V79H133ZM137 80H140L139 78ZM136 80V81H137ZM153 80V79H152ZM161 80V79H160ZM165 80V79H164ZM163 80V81H164ZM170 80V79H169ZM185 80V79H184ZM200 80V79H199ZM206 80V79H205ZM211 80V79H210ZM218 80V79H217ZM226 80V78H225ZM44 81V80H43ZM132 80H130L131 82ZM143 81V80H142ZM151 81V80H150ZM154 81V80H153ZM162 81V82H163ZM171 81V80H170ZM174 81V80H173ZM178 81V80H177ZM181 81V80H180ZM188 81V80H187ZM186 81V82H187ZM190 81V80H189ZM198 81V80H197ZM221 81V80H219ZM224 81V80H223ZM227 81V80H226ZM232 81V80H231ZM239 81V80H238ZM241 81V80H240ZM244 81V80H243ZM138 82V81H137ZM140 82V81H139ZM146 82V81H145ZM185 82V81H183ZM182 82V84H183ZM210 82V81H209ZM213 82V80H212ZM229 82V81H228ZM242 82V81H241ZM13 83V82H12ZM54 83V84H53ZM133 83V81H132ZM135 83V81H134ZM141 83V82H140ZM148 83V82H147ZM150 83V82H149ZM166 83V82H165ZM164 83V84H165ZM188 83V82H187ZM217 83V81H216ZM234 83V82H233ZM245 83V82H243ZM5 84V83H2ZM129 83H127L128 85ZM139 84V83H138ZM143 84V82H142ZM160 83H158L159 85ZM163 84V83H162ZM172 84V82L170 83ZM174 84V83H173ZM176 84V83H175ZM180 85V82L177 83ZM176 84V85H177ZM186 84V83H185ZM184 84V86H185ZM189 84H192L189 82ZM198 84V83H197ZM209 84V83H208ZM212 84V83H211ZM241 84V83H240ZM41 85V84H40ZM130 85V84H129ZM148 85V84H147ZM157 85V86H158ZM175 85V86H176ZM178 85V86H179ZM188 85V84H186ZM221 85V84H220ZM234 85V84H233ZM45 86V85H44ZM126 86V85H125ZM131 86V85H130ZM141 86V85H140ZM182 86V85H181ZM196 86V85H195ZM228 86V85H227ZM238 85H236V89L237 91H241L242 88H240ZM2 87V86H1ZM38 90H40L39 92H37L36 88ZM132 87V86H131ZM209 87V86H208ZM4 88V87H3ZM8 88V87H7ZM47 88V87H46ZM51 88V87H50ZM126 88H129L126 87ZM146 88V87H145ZM156 88V87H155ZM177 88V87H176ZM6 89V87H5ZM102 89V91H101ZM132 89V88H130ZM137 89V88H136ZM143 89V88H142ZM9 89L6 90H1L0 89V101L6 99L7 97H10V92L8 91ZM51 90V89H50ZM54 89H52L53 91ZM148 90V89H147ZM175 90V89H174ZM182 90V89H181ZM207 90V89H206ZM211 90V89H210ZM226 90V89H225ZM229 90V89H228ZM235 90V89H234ZM244 90V89H243ZM27 91V90H26ZM55 91V90H54ZM163 91V90H162ZM165 91V90H164ZM173 91V90H172ZM176 91V90H175ZM188 91V90H187ZM194 91V90H193ZM209 91V90H208ZM218 91V90H217ZM233 91V90H232ZM51 92V91H50ZM64 92V93H65ZM153 92V91H152ZM157 92V91H156ZM174 92V91H173ZM177 92V91H176ZM179 92V91H178ZM191 92L190 90L188 91V93ZM196 92V91H195ZM230 92V91H229ZM26 93V92H25ZM61 93V92H60ZM133 93V91H132ZM145 93V92H144ZM164 92H162L163 94ZM166 94H168L167 92H165ZM198 93V92H196ZM220 93V92H219ZM233 93V92H232ZM248 93V92H247ZM59 94V93H58ZM134 94V93H133ZM180 94V93H179ZM206 94V93H205ZM208 94V93H207ZM217 94V93H216ZM249 94V93H248ZM61 94H59L60 96ZM136 95V93H135ZM139 95V94H137ZM146 96V94H144ZM142 95V96H144ZM149 95V94H148ZM160 95V94H159ZM174 95V94H173ZM177 95V94H176ZM196 95V94H195ZM209 95V94H208ZM221 95V94H220ZM54 97V95H52ZM140 96V95H139ZM184 96V95H183ZM193 96V95H191ZM198 96V95H197ZM204 96V94H203ZM213 96V95H212ZM211 96V98H212ZM66 97V96H65ZM76 97V96H75ZM166 97V95H165ZM217 97V96H216ZM223 97V96H222ZM228 97V96H227ZM142 98V97H141ZM156 98V97H155ZM162 98V97H161ZM171 98V97H170ZM181 96L178 98L180 99ZM183 98V97H182ZM185 98V97H184ZM188 98V97H187ZM199 98V97H198ZM203 98V97H202ZM244 98V97H243ZM77 99V98H76ZM136 99H138L136 97ZM144 99V98H143ZM146 99V98H145ZM149 99V98H148ZM154 99V98H153ZM158 99V98H156ZM175 99V97H174ZM177 99V100H178ZM241 99V98H240ZM251 99V97H250ZM253 99V98H252ZM9 100V99H8ZM133 100V99H132ZM140 100V98H139ZM138 100V101H139ZM151 100V99H150ZM169 100V99H168ZM176 100V99H175ZM187 100V99H186ZM6 101V100H5ZM65 101V100H64ZM136 101V100H134ZM149 101V100H148ZM157 102V100H155ZM162 101V99H161ZM179 103L180 100H178ZM177 101V102H178ZM191 101V100H190ZM199 101V100H198ZM217 101V99H216ZM239 101V99H238ZM242 101V100H241ZM17 102V101H16ZM15 102V103H16ZM20 102V101H19ZM41 102V101H40ZM77 102V101H76ZM79 102V103H80ZM143 102V101H142ZM147 102V101H146ZM169 102V101H168ZM192 102V101H191ZM210 102V100H209ZM212 102V101H211ZM253 101H251L252 103ZM255 102V101H254ZM3 103V102H2ZM1 103V104H2ZM6 103V102H5ZM14 103V104H15ZM61 103V102H60ZM58 102L55 103H50L51 106H47L46 110L49 111V109H54L53 113H49L50 116L45 117L46 114H48L47 112L44 113V117L45 118H35L33 117H29L28 119L25 117L23 118L22 116H18L15 118L16 123L18 124V126L16 127H11L10 126V130L12 131V139L13 142L12 144L14 145V148H11L12 150H15L16 148V144L18 143V138L20 137L19 134L21 133V128H25V127H33V128H38L40 130V132L45 135V137H47V135L50 134V140L52 139L54 141V139H57L58 136V131H57V127L55 126V124L57 122H59V117L58 116V110H60L62 104H60ZM70 103V102H69ZM80 103V104H81ZM131 103V101H130ZM134 103V102H133ZM140 103V102H139ZM240 106L242 105L241 102ZM237 103V104H238ZM45 104V102L43 103ZM72 104V103H71ZM122 103H120L121 105ZM127 103H125L126 105ZM137 104V103H136ZM162 104V103H161ZM177 104V103H176ZM189 104V103H188ZM187 104V105H188ZM220 104V103H219ZM254 104V103H253ZM3 105V104H2ZM10 105V104H9ZM74 105V104H73ZM78 105V103H77ZM115 105V104H114ZM124 105V104H123ZM149 105V104H148ZM165 105V104H164ZM183 105V104H182ZM181 105V106H182ZM197 105V104H196ZM244 105V104H243ZM7 106V105H6ZM14 106V105H13ZM11 105V108L13 107ZM128 106V105H126ZM126 106H124L123 108H125ZM137 106V105H136ZM135 106V108H136ZM154 106V105H152ZM171 106V105H169ZM180 106V107H181ZM209 106V105H208ZM24 107V106H23ZM44 107V106H43ZM42 107V108H43ZM81 107V106H78ZM139 107V106H138ZM148 107V106H147ZM150 107V106H149ZM162 107V106H161ZM164 107V106H163ZM179 106H177L178 108ZM206 107V106H205ZM5 108V107H4ZM14 108V107H13ZM16 108V106H15ZM77 108V107H76ZM122 108V109H123ZM140 108V107H139ZM139 108L137 110H139ZM152 108V107H151ZM184 108V107H183ZM240 108V107H239ZM243 108V107H242ZM8 109V108H7ZM7 109H2V107L0 108V122L4 123V124H8V120H9V116H8V111ZM27 109V108H26ZM75 109V108H74ZM157 109V107H156ZM180 109V108H179ZM193 109V108H192ZM203 109V107H202ZM116 111H118L117 109H115ZM126 110H128L126 108ZM126 110L124 112H126ZM177 110V109H176ZM185 110V109H183ZM200 110V109H199ZM205 110H207L205 108ZM251 110V109H250ZM121 111V110H119ZM136 111V110H134ZM133 111V112H134ZM181 111V110H180ZM187 111V110H186ZM194 111V110H193ZM241 111V110H239ZM245 111V110H244ZM29 112V111H28ZM36 112V111H35ZM44 112V111H42ZM51 112V111H50ZM114 112V111H113ZM128 112V111H127ZM126 112V113H127ZM141 112V111H140ZM182 112V111H181ZM185 112V111H184ZM192 112V111H190ZM189 112V113H190ZM195 112V111H194ZM197 112V111H196ZM201 112V110H200ZM204 112V111H203ZM122 113V112H121ZM155 113V112H154ZM187 113V112H186ZM206 113V112H205ZM208 113V112H207ZM211 113V112H210ZM240 113V112H239ZM42 114V113H41ZM124 114V113H123ZM150 114V113H149ZM177 114V113H176ZM198 114V113H197ZM212 114V113H211ZM35 115V114H34ZM116 115V113H115ZM125 115V114H124ZM127 115V114H126ZM135 115V114H134ZM161 115V114H160ZM191 115V114H190ZM196 115V113L194 114ZM193 115V116H194ZM201 115V114H200ZM208 115V114H207ZM120 116V115H119ZM128 116V115H127ZM144 116V115H143ZM142 116V117H143ZM159 116V114H158ZM11 117V116H10ZM38 117V116H37ZM126 117V116H125ZM170 117V116H169ZM172 117V115H171ZM182 117V116H181ZM195 117V116H194ZM197 117V116H196ZM199 117V116H198ZM212 117V116H211ZM240 117V116H239ZM61 118V117H60ZM65 118V117H64ZM69 118V117H68ZM113 118V119H112ZM123 118V117H122ZM131 118V117H130ZM140 118V117H139ZM151 118V117H150ZM159 118V117H158ZM179 117L177 116V119ZM205 118V117H204ZM118 119V116L117 118ZM121 119V118H120ZM119 119V120H120ZM142 119V118H141ZM147 119V118H146ZM189 119V118H188ZM187 119V120H188ZM194 119V118H192ZM202 119V115L201 118ZM64 120V119H63ZM74 120V119H73ZM132 120V118H131ZM130 120V121H131ZM135 120V119H133ZM139 120V119H138ZM143 120V119H142ZM150 120V119H149ZM157 120V119H156ZM155 120V121H156ZM164 120V119H163ZM196 120V119H195ZM240 120V119H239ZM258 120V119H256ZM61 121V120H60ZM121 121V120H120ZM147 121V120H146ZM160 121V120H159ZM162 121V120H161ZM169 121V120H168ZM181 121V120H180ZM203 121V120H202ZM202 121L200 122V124H203ZM248 121V120H247ZM65 122V121H63ZM127 122V120H126ZM134 122V121H133ZM143 122V121H142ZM149 123L151 122L148 121ZM157 122V121H156ZM164 122V121H163ZM189 122V121H186ZM222 122V121H221ZM252 122V121H251ZM11 123V122H10ZM66 123V122H65ZM83 123V122H82ZM123 123V122H122ZM130 123V122H129ZM137 125L139 123L136 122ZM145 123V122H144ZM154 123V122H153ZM165 123V122H164ZM163 123V124H164ZM180 123V122H179ZM193 123V122H192ZM191 123V124H192ZM198 123V122H196ZM208 123V122H207ZM250 123V122H249ZM60 124V122H59ZM72 124V123H71ZM70 124V125H71ZM133 124V123H132ZM147 124V123H146ZM152 124V123H151ZM166 124V123H165ZM170 125L172 123H169ZM169 124H167L169 126ZM190 124V125H191ZM205 124V123H204ZM237 124H241L240 122ZM253 124V122H252ZM5 125V126H6ZM16 125V124H15ZM14 125V126H15ZM63 125V124H62ZM67 125V123H66ZM73 125V124H72ZM78 125V124H77ZM148 125V124H147ZM154 125V124H153ZM159 125V122H158ZM162 125V123H161ZM180 125H182V123H180ZM185 125V124H184ZM208 125V124H207ZM214 125V124H213ZM22 126V127H20ZM76 126V124H75ZM123 126V125H122ZM129 126V124H128ZM135 126V124H134ZM146 126V125H145ZM152 126V125H151ZM156 126V123H155ZM166 126V125H165ZM175 126V125H174ZM189 126V125H188ZM196 126V125H195ZM8 127V126H6ZM20 127V128H18ZM59 127V126H58ZM80 127V126H79ZM127 127V126H126ZM131 127V126H130ZM141 127V126H140ZM147 127V126H146ZM150 127V126H149ZM190 127V126H189ZM194 127V126H193ZM27 128V130H29ZM67 129V127H65ZM64 128V129H65ZM71 128V127H70ZM73 128V126H72ZM78 128V127H77ZM168 128V127H167ZM166 128V129H167ZM180 128V127H179ZM177 128V129H179ZM201 128V127H200ZM6 129H9L6 128ZM5 129V130H6ZM32 129V128H31ZM30 129V130H31ZM59 129V128H58ZM79 129V128H78ZM81 129V128H80ZM128 129V127H127ZM142 129V128H141ZM159 129V128H158ZM157 129V130H158ZM162 129V128H161ZM170 129V128H169ZM185 129V128H184ZM183 129V130H184ZM191 129V128H190ZM189 129V130H190ZM195 129V128H194ZM206 129V128H205ZM224 129V128H223ZM259 129V128H258ZM25 130V129H24ZM62 130V129H61ZM69 129H67L68 131ZM73 130V129H72ZM156 130V129H155ZM164 131V127L162 129ZM182 130V132H183ZM199 130V129H198ZM208 130H210L208 128ZM230 130V129H229ZM253 130V129H252ZM255 130V129H254ZM26 131V130H25ZM37 131V130H36ZM63 131V130H62ZM83 131V130H82ZM81 131V132H82ZM177 133L179 130H176ZM181 131V129H180ZM202 131V130H201ZM200 131V132H201ZM1 132V130H0ZM24 132V131H23ZM29 133V131H26L24 133ZM31 132V131H30ZM66 132V130H65ZM71 132V131H70ZM158 132V131H157ZM174 132V130H173ZM187 132V131H186ZM192 133V131H189ZM209 132V131H208ZM72 133V132H71ZM74 133V131H73ZM72 133V135H74ZM77 133V132H76ZM85 133V132H84ZM83 133V134H84ZM151 133V132H150ZM168 133V131H167ZM176 133V134H177ZM39 134V133H38ZM70 134V133H68ZM81 134V133H80ZM79 134V135H80ZM115 134V133H114ZM128 134V133H127ZM157 133H154V135ZM165 134V133H164ZM170 134V133H169ZM193 134V133H192ZM196 134V133H194ZM204 134V133H203ZM6 135V134H5ZM10 135V134H9ZM120 135V132H119ZM122 135V134H121ZM130 135V134H129ZM145 134L138 133L135 134V136L133 138H135L136 141H139ZM163 134H161L162 137ZM174 135V134H173ZM170 138H172V136ZM181 135V134H180ZM61 136V135H60ZM67 136V135H66ZM65 136V137H66ZM75 136V135H74ZM78 136V135H76ZM81 136V135H80ZM146 136V135H145ZM175 136V135H174ZM182 136V135H181ZM200 136V135H199ZM25 136H22V138ZM29 137V136H28ZM27 137V138H28ZM33 137V136H32ZM38 139V136H36ZM44 137V136H43ZM64 137V138H65ZM158 137V136H157ZM160 137V136H159ZM164 137V136H163ZM166 137V136H165ZM31 137H29L30 139ZM35 138V137H33ZM32 138V139H33ZM49 138V137H47ZM60 138V137H59ZM63 138V137H62ZM63 138V139H64ZM68 138V137H67ZM72 138V137H71ZM114 137V141H115ZM121 138V137H120ZM126 138V137H125ZM167 138V137H166ZM181 138V137H180ZM4 138H2L3 140ZM6 139V138H5ZM9 139V138H8ZM26 139V138H25ZM28 139V140H29ZM66 139V138H65ZM77 139V138H76ZM113 139V138H112ZM153 139V138H152ZM150 139V140H152ZM159 139V138H158ZM188 139V138H187ZM186 139V140H187ZM27 140V139H26ZM62 140V139H61ZM110 141V138L108 139ZM149 140V141H150ZM157 140V139H156ZM175 140V138H174ZM22 141V139H21ZM45 141V140H44ZM48 141V140H46ZM45 141V142H46ZM63 141V140H62ZM69 141V140H68ZM78 141V139L76 140ZM112 141V140H111ZM112 141V142H114ZM125 141V140H124ZM126 141H128V139H126ZM130 141V139H129ZM148 141V140H147ZM153 141V140H152ZM180 141V139H179ZM33 142V141H32ZM49 142V141H48ZM52 142V141H50ZM65 142V140H64ZM107 143V141H105ZM123 142V141H122ZM146 142V141H144ZM151 142V141H150ZM174 142V141H173ZM172 142V143H173ZM185 141H183L184 143ZM44 143V142H43ZM53 143V142H52ZM55 143V142H54ZM59 143V142H58ZM61 143V142H60ZM59 143V145L61 146V144ZM75 143V141H74ZM79 143V142H78ZM115 144H117V142H114ZM121 143V142H120ZM126 143V142H125ZM171 143V144H172ZM187 143V142H186ZM7 144V143H6ZM10 144V143H9ZM19 144V143H18ZM23 144V143H22ZM32 144V143H30ZM35 144V143H33ZM37 144V149L40 151L41 147L40 145ZM46 144V143H45ZM50 144V143H49ZM112 144V143H111ZM129 144V143H127ZM152 144V143H151ZM180 144V142H179ZM193 144V143H192ZM57 145V143H56ZM73 145V144H72ZM119 144H117L118 146ZM170 145V144H169ZM175 144H173L174 146ZM195 145V144H194ZM198 145V144H197ZM9 146V145H8ZM23 146V145H22ZM68 146V145H65ZM115 146V145H114ZM124 146V144H123ZM176 146V145H175ZM219 146V145H218ZM26 147V146H25ZM46 147V146H45ZM52 147V146H51ZM54 147V144H53ZM76 147V146H75ZM121 147V146H120ZM126 148V145L124 146ZM123 147V149H124ZM172 147V146H171ZM3 148V147H2ZM7 148V147H6ZM29 148V147H28ZM50 148V146H49ZM58 148V145H57ZM64 148V146H63ZM62 148V149H63ZM69 148V147H68ZM122 148V147H121ZM130 148V145L129 147ZM134 148V147H133ZM136 148V147H135ZM151 148V147H150ZM153 148V146H152ZM151 148V149H152ZM157 148V146H156ZM159 148V147H158ZM166 148V147H165ZM180 148V147H179ZM190 148V147H189ZM188 148V149H189ZM206 148V147H205ZM211 148V147H210ZM225 148V147H224ZM1 149V148H0ZM33 149V148H31ZM54 149V148H53ZM52 149V150H53ZM61 149V150H62ZM137 149V148H136ZM169 149V148H168ZM185 149V148H184ZM196 149V148H195ZM264 149V148H263ZM2 150V149H1ZM7 150V149H6ZM21 150V148H20ZM30 150V149H29ZM47 150V149H45ZM44 150V151H45ZM51 150V151H52ZM57 150V149H56ZM116 150V148H115ZM134 150V149H133ZM148 150V149H145ZM170 150V149H169ZM168 150V151H169ZM173 150V149H172ZM179 150V149H178ZM186 150V149H185ZM199 150V149H198ZM206 150V149H205ZM3 151V150H2ZM1 151V154H3ZM19 151V149H18ZM23 151V149H22ZM21 151V152H22ZM43 151V149H42ZM60 151V150H59ZM64 151V150H63ZM68 151V150H67ZM126 151V150H125ZM128 151V150H127ZM138 151V150H137ZM144 151V150H143ZM157 151V150H156ZM159 151V150H158ZM162 151V149H161ZM159 151V152H161ZM201 151V150H200ZM259 151V150H258ZM4 152V151H3ZM11 153V150L9 151ZM14 152V151H12ZM122 152V151H121ZM120 152V153H121ZM140 153V151H138ZM137 152V153H138ZM150 152V151H149ZM149 152L147 154H149ZM167 152V151H166ZM176 152V151H175ZM179 152V151H178ZM194 152V151H193ZM221 152V151H220ZM219 152V153H220ZM20 153V152H19ZM46 153H48V151H46ZM50 153V152H49ZM62 153V152H60ZM133 153V152H131ZM136 153V154H137ZM146 153V152H145ZM144 153V154H145ZM155 153V152H154ZM172 153V151H171ZM170 153V154H171ZM177 153V152H176ZM180 153V152H179ZM186 153V152H185ZM208 153V152H207ZM38 154V153H36ZM40 154V153H39ZM51 154V153H50ZM151 154V152H150ZM163 154V153H162ZM161 154V155H162ZM167 154L169 155V153L167 152ZM178 154V153H177ZM204 154V153H203ZM216 154V153H215ZM22 155V154H21ZM29 155H31L29 153ZM28 155V156H29ZM42 155V154H41ZM40 155V156H41ZM47 155V154H46ZM52 155V154H51ZM60 155V154H59ZM125 155V154H124ZM129 155V154H128ZM157 155V152L156 154ZM160 155V157H161ZM172 155V154H171ZM180 155V154H179ZM178 155V156H179ZM191 155V154H190ZM188 155V156H190ZM202 155V154H201ZM200 155V156H201ZM213 155V153H212ZM23 156V155H22ZM116 156V155H115ZM142 156V155H141ZM148 156V155H147ZM175 156V155H174ZM206 156V155H205ZM221 156V155H218ZM4 157V156H3ZM52 157V156H51ZM48 158L49 162H51L53 159L56 158ZM56 157V156H55ZM114 157V156H113ZM119 157V156H118ZM131 157V155H130ZM129 157V158H130ZM193 157V156H192ZM127 158V157H125ZM134 158V157H133ZM143 158V157H142ZM154 158V155H153ZM182 158V156H181ZM180 158V159H181ZM204 158V157H203ZM209 158V157H207ZM217 158V156H216ZM20 159V158H19ZM121 159V158H120ZM131 159V158H130ZM141 159V158H140ZM152 159V158H151ZM159 159V158H158ZM178 159V157H177ZM183 159V158H182ZM186 159V158H185ZM190 159V158H189ZM215 159V157H214ZM223 159V158H222ZM2 160V159H1ZM0 160V161H1ZM7 160V159H6ZM5 160V161H6ZM77 160V158H76ZM102 160V161H101ZM118 160V159H117ZM148 160V159H147ZM188 160V159H187ZM205 160V159H204ZM209 160V159H208ZM22 161V160H21ZM114 161V160H113ZM135 161V160H133ZM144 161V160H143ZM142 161V162H143ZM159 161V160H158ZM191 161V159H190ZM194 161V160H193ZM206 161V160H205ZM212 160H209V162ZM227 161V160H226ZM257 161V160H256ZM11 162V161H10ZM9 162V163H10ZM54 162V161H53ZM52 162V163H53ZM56 162V160H55ZM68 162V161H67ZM84 162V161H83ZM90 162V161H89ZM145 162V161H144ZM175 162V161H174ZM180 162V161H179ZM185 162V161H184ZM183 162V163H184ZM188 162V161H187ZM198 162V161H197ZM208 162V161H207ZM208 162V163H209ZM70 163V162H69ZM85 163V162H84ZM117 163V162H114ZM157 163V161H156ZM177 163V161H176ZM191 163V162H190ZM125 164V163H124ZM130 164V163H129ZM133 164V163H132ZM174 164V163H173ZM186 164V163H185ZM195 164V163H194ZM205 164V163H204ZM214 164V163H213ZM212 164V165H213ZM53 165V164H52ZM76 165V164H75ZM85 165V164H84ZM90 165V164H89ZM88 165V167H89ZM117 165V164H116ZM122 165V164H121ZM126 165V164H125ZM178 165V164H177ZM201 165V164H200ZM11 166V165H10ZM77 166V165H76ZM115 166V165H114ZM124 166V165H123ZM131 166V164H130ZM142 166V165H141ZM140 166V167H141ZM181 166V165H180ZM189 166V165H187ZM186 166V167H187ZM191 166V165H190ZM206 166V165H205ZM208 166V164H207ZM53 167V166H52ZM122 167V166H121ZM156 167V166H155ZM171 167V166H170ZM202 167V166H201ZM217 167V166H216ZM71 168V167H70ZM125 168V167H124ZM123 168V169H124ZM135 168V167H134ZM137 168V167H136ZM183 167H181L182 169ZM190 168V167H188ZM195 168V167H193ZM222 168V167H221ZM118 169V168H116ZM132 169V168H131ZM138 169H140L138 167ZM146 169V168H145ZM212 169V168H211ZM214 169V168H213ZM72 170V169H71ZM74 170V169H73ZM85 170V169H84ZM137 170V169H136ZM153 170V169H152ZM170 170V169H169ZM184 170H186L184 168ZM195 170V169H194ZM208 170V169H207ZM79 171V170H78ZM122 171V170H120ZM124 171V170H123ZM122 171V173H123ZM141 171V170H140ZM150 171V170H149ZM171 171V170H170ZM187 171V170H186ZM260 171V170H259ZM27 172L30 174V176H28L29 178L26 179L24 177H26L24 175V173ZM132 172V171H131ZM145 172V171H144ZM147 172V171H146ZM151 172V171H150ZM208 172V171H207ZM72 173V172H71ZM129 173V170H128ZM134 173V172H132ZM194 173V172H193ZM205 173V171H204ZM216 173V172H215ZM214 173V175H215ZM219 173V172H218ZM78 174V173H77ZM76 174V175H77ZM81 174V173H80ZM120 174V172H119ZM131 174V173H130ZM146 174V173H145ZM154 174V173H153ZM152 174V175H153ZM176 174V173H175ZM178 174V173H177ZM176 174V175H177ZM186 174V173H185ZM188 174V172H187ZM192 174V172H191ZM27 175V174H26ZM125 175V174H123ZM122 175V176H123ZM159 175V174H158ZM173 174L171 173V176ZM183 175V174H182ZM195 175V174H194ZM220 175V174H219ZM218 175V176H219ZM24 176V177H23ZM115 176H118V174H116ZM147 176V174H146ZM151 176V175H150ZM150 176L148 178H150ZM166 176V175H165ZM164 176V177H165ZM169 176V175H168ZM169 176V177H171ZM175 176V175H174ZM189 176V174H188ZM192 176V175H190ZM216 176V175H215ZM221 176V175H220ZM225 176V175H224ZM73 177V176H72ZM75 177V176H74ZM78 177V176H77ZM143 177V176H142ZM152 177V176H151ZM181 177V176H180ZM185 177V175H184ZM249 177V176H248ZM247 177V178H248ZM161 178H163L161 176ZM168 178V177H166ZM165 178V179H166ZM196 178V177H195ZM197 178H199L197 176ZM201 178V177H200ZM74 179V178H73ZM133 178H130V180ZM135 179V178H134ZM152 179V178H151ZM175 179V178H174ZM182 178H180L181 180ZM184 179V178H183ZM190 179V178H189ZM216 179V178H215ZM223 179V178H222ZM146 180V179H145ZM148 180V179H147ZM155 180V179H154ZM163 180V179H162ZM186 180V179H185ZM191 180V179H190ZM207 180V179H206ZM210 180V179H209ZM78 181V180H76ZM142 181V180H141ZM149 181V180H148ZM161 181V180H160ZM165 181V180H164ZM167 181V180H166ZM182 181V180H181ZM184 181V180H183ZM191 181H195V180H191ZM121 182V181H120ZM125 182V181H124ZM155 182V181H154ZM154 182H152V184H154ZM175 182V181H174ZM190 182V181H189ZM220 182V181H219ZM245 182V181H244ZM264 182V181H263ZM139 183V180H138ZM144 183V182H143ZM162 183V181H161ZM184 183V182H181ZM198 183V182H196ZM227 183V182H225ZM234 183V182H233ZM120 184V183H119ZM122 184V183H121ZM124 184V183H123ZM133 184V183H132ZM151 184V185H152ZM189 184V183H188ZM224 184V183H223ZM263 184V183H262ZM127 185V184H126ZM141 185V184H140ZM176 185V184H175ZM246 185V184H245ZM142 186V185H141ZM140 186V189H141ZM144 186V184H143ZM147 186V185H146ZM158 186V185H157ZM172 186V185H171ZM170 186V188H171ZM174 186V185H173ZM186 186V185H185ZM188 187H190L189 185H187ZM220 186V185H219ZM223 186V185H222ZM68 188L71 190V192L73 193L72 195L76 196V201H80L83 204L84 208L83 210L84 213H77L76 211H70L68 213H64V211L62 212V209H66L65 206L69 205V199H63L62 197L58 196V194L60 193V191L64 188ZM116 187L117 186L116 184ZM129 187V186H128ZM134 187V185H133ZM162 187H164L162 185ZM179 187V186H178ZM181 187V184H180ZM263 187V186H262ZM115 188V187H114ZM144 188V187H143ZM174 188V187H173ZM185 188V187H184ZM192 188V187H190ZM222 188V187H221ZM220 188V190H221ZM224 188V187H223ZM222 188V189H223ZM127 189V188H126ZM131 189V188H130ZM158 189V188H157ZM167 189V188H165ZM169 189V188H168ZM177 189V188H176ZM180 189V188H179ZM182 189V188H181ZM219 189V188H218ZM236 189V188H235ZM125 190V189H124ZM145 190V188H144ZM147 190V189H146ZM175 190V189H174ZM185 190V189H184ZM189 190V189H188ZM264 190V189H263ZM117 191V190H116ZM158 191V190H156ZM160 191V190H159ZM178 191V189L176 190ZM198 191V190H197ZM167 192H169V190H167ZM172 192V191H171ZM228 192V191H227ZM66 194V192H64ZM63 193V194H64ZM130 190H129V192ZM145 193V192H143ZM161 193V192H160ZM159 193V194H160ZM165 193V192H164ZM177 193V192H176ZM219 193V192H218ZM70 194V193H68ZM122 194V193H120ZM156 194V193H155ZM163 194V193H161ZM125 195V194H124ZM141 195V194H140ZM169 195V194H167ZM156 196V195H155ZM174 196V195H172ZM178 196V195H177ZM65 197V196H64ZM164 197V195L162 196ZM166 197V196H165ZM171 197V195H170ZM218 197V196H217ZM221 197V196H220ZM225 197V196H224ZM229 197V196H228ZM68 198V197H67ZM116 198V197H115ZM124 198V197H123ZM131 198V197H130ZM146 198V197H145ZM173 198V197H172ZM236 198V197H235ZM240 198V197H239ZM253 198V197H252ZM54 199H56V201H54ZM71 199V198H70ZM74 199V198H72ZM122 199V198H121ZM135 199V198H134ZM137 199V198H136ZM139 199V198H138ZM174 199V198H173ZM223 199V198H222ZM227 199V198H226ZM241 199V198H240ZM4 200V199H3ZM10 200V202H11ZM120 200V199H119ZM131 200V199H130ZM147 200V198H146ZM145 200V201H146ZM163 200V199H162ZM176 200V199H175ZM173 200V201H175ZM225 200V199H224ZM239 200V199H238ZM242 200V199H241ZM6 200H4L3 202H5ZM9 201V200H8ZM123 201V200H122ZM153 201V199H152ZM165 201V200H164ZM231 201V200H230ZM237 201V199H236ZM2 202V203H3ZM120 201H118L119 203ZM127 202V201H126ZM133 202V201H132ZM138 202V201H137ZM147 202V201H146ZM145 202V203H146ZM159 202V201H158ZM234 202V201H232ZM238 202V201H237ZM236 202V203H237ZM72 203V202H71ZM235 203V202H234ZM261 203V202H259ZM73 204V203H72ZM175 204V203H174ZM244 204V203H243ZM81 205V204H80ZM148 205V204H147ZM168 205V204H167ZM240 205V203H239ZM247 205V204H246ZM131 206V205H130ZM151 206V205H149ZM148 206V207H149ZM157 206V205H156ZM160 206V204H159ZM244 206V205H242ZM133 207V206H132ZM139 207V206H138ZM167 207V206H166ZM165 207V208H166ZM209 207V206H208ZM207 207V208H208ZM236 207V206H234ZM238 207V206H237ZM241 207V206H240ZM239 207V208H240ZM255 207H257L255 205ZM135 208V207H134ZM150 208V207H149ZM163 208V207H162ZM168 208V207H167ZM173 208V207H172ZM183 208V207H182ZM244 208V207H243ZM258 208H260V205L258 206ZM262 208V207H261ZM153 209V208H152ZM158 209V208H157ZM246 209V208H245ZM256 209V208H255ZM135 210V209H134ZM160 210V209H159ZM158 210V211H159ZM263 210V209H262ZM113 211V213H112ZM151 211V210H150ZM157 211V210H156ZM160 212V211H159ZM256 212V211H255ZM137 213V212H136ZM197 213V212H196ZM204 213V212H203ZM241 213V212H240ZM195 214V212L193 213ZM198 214V213H197ZM221 214V213H220ZM232 214V213H231ZM239 214V213H238ZM137 215V214H136ZM199 215V214H198ZM197 215V216H198ZM141 215H139L140 217ZM148 216V215H147ZM236 216V215H235ZM240 216V215H239ZM242 216V215H241ZM244 216V215H243ZM131 218V217H130ZM138 218V217H137ZM200 218V217H199ZM198 218V219H199ZM240 218V217H239ZM238 218V219H239ZM132 219V218H131ZM143 219V218H142ZM153 219V218H152ZM209 219V218H208ZM134 220V219H133ZM169 220V219H168ZM172 219H170L171 221ZM194 220V219H192ZM191 220V221H192ZM197 220V219H196ZM195 220V221H196ZM159 221V220H158ZM173 221V220H172ZM241 221H242V217H241ZM155 222V219H154ZM160 222V221H159ZM168 222V221H167ZM197 222V221H196ZM195 222V223H196ZM201 222V221H200ZM226 222V221H225ZM133 223V222H132ZM138 223V222H137ZM140 223V221H139ZM171 223V222H169ZM173 223V222H172ZM208 223V222H207ZM238 223V222H237ZM246 223V222H245ZM116 224V223H114ZM141 224V223H140ZM143 224V223H142ZM141 224V225H142ZM153 224V223H152ZM260 224V223H259ZM129 225V224H128ZM138 225V224H137ZM196 225V224H195ZM210 225H215L211 224ZM241 225V224H240ZM249 225V224H248ZM133 226V225H132ZM145 226V225H144ZM149 226V225H148ZM209 226V225H208ZM239 226V225H238ZM119 227V226H118ZM134 227V226H133ZM150 227V226H149ZM148 227V229H149ZM162 227V226H160ZM199 227V225H198ZM236 227V226H235ZM234 227V228H235ZM263 227V226H262ZM120 228V227H119ZM146 228V227H145ZM143 227V229H145ZM153 228H156L153 226ZM151 227V229H153ZM159 228V227H158ZM188 228V227H187ZM214 228V227H213ZM218 227H216L217 229ZM244 228V227H243ZM146 229V230H148ZM229 229V228H227ZM233 229V228H232ZM231 229V230H232ZM122 230V229H121ZM138 230V229H137ZM157 230V229H156ZM199 230V229H198ZM202 230V229H201ZM235 230V229H234ZM247 230V229H246ZM253 231V229H251ZM260 230V229H259ZM264 229L262 228V231ZM124 231V230H122ZM128 231V230H127ZM141 231V230H140ZM143 231V230H142ZM149 231V230H148ZM160 231H162L160 229ZM200 231V230H199ZM198 231V232H199ZM220 231V230H219ZM223 231V230H222ZM233 231V230H232ZM242 231V229H241ZM261 231V232H262ZM130 232V231H129ZM134 232V231H133ZM184 232V231H183ZM214 232V229H213ZM212 232V233H213ZM224 232V231H223ZM228 232V231H227ZM226 232V233H227ZM230 232V231H229ZM228 232V233H229ZM234 232V231H233ZM240 232V231H239ZM244 232V231H242ZM121 233V232H120ZM123 233V232H122ZM125 233V232H124ZM123 233V234H124ZM128 233V232H127ZM162 233V232H161ZM216 233V232H214ZM222 233V232H221ZM236 233V232H235ZM256 233V231L254 232ZM264 233V232H262ZM129 234V233H128ZM148 234V233H147ZM150 234V233H149ZM159 234V233H158ZM218 234H220L218 232ZM234 234V233H233ZM122 235V234H121ZM167 235V234H166ZM169 235V234H168ZM143 236V235H142ZM146 236V234H145ZM149 236V235H148ZM210 236V235H209ZM222 236V235H221ZM230 236V235H229ZM236 236V235H235ZM246 236V235H245ZM123 237V236H122ZM125 237V235H124ZM129 237V236H128ZM135 237V236H134ZM144 237V236H143ZM215 237V236H214ZM220 237V236H218ZM240 237V236H239ZM133 238V237H132ZM147 238V237H146ZM162 238V236L160 237ZM227 238V237H226ZM238 238V237H237ZM241 238V237H240ZM91 239H94L93 241ZM119 239V237H118ZM123 239V238H122ZM135 239V238H134ZM137 239V238H136ZM150 239V237H149ZM219 239V238H218ZM222 239V238H221ZM220 239V240H221ZM228 239V238H227ZM231 239V238H230ZM236 239V238H234ZM244 239V238H243ZM257 239V238H256ZM255 239V240H256ZM125 241V239H123ZM123 240H119V241H123ZM144 240V239H141ZM254 240V241H255ZM108 241H110V243H108ZM135 241V240H134ZM155 241V240H154ZM162 241V240H161ZM160 241V242H161ZM180 241V240H179ZM217 241V240H216ZM224 241V240H223ZM257 241V240H256ZM129 242V241H126ZM133 242V241H132ZM136 242V241H135ZM214 242V241H213ZM226 242V241H225ZM237 242V241H236ZM234 240V243H236ZM239 242V241H238ZM243 242V241H242ZM117 243V242H116ZM114 243V245L116 244ZM122 243V242H121ZM139 243V242H138ZM144 243V242H143ZM245 243V242H244ZM258 243V242H257ZM162 244V243H161ZM253 244L252 242L250 243V245ZM111 245V244H110ZM138 245V244H137ZM145 245V243H144ZM158 245V244H157ZM217 245V243H216ZM224 245V244H223ZM228 245V244H227ZM233 245V244H232ZM246 245V244H245ZM248 245V244H247ZM112 246V245H111ZM122 246V245H120ZM126 246V245H125ZM130 246V245H129ZM136 246V245H135ZM226 246V245H225ZM229 246V245H228ZM227 246V247H228ZM231 246V245H230ZM236 246V245H235ZM115 247V246H114ZM127 247V246H126ZM132 247V246H131ZM234 247V246H233ZM246 247V246H245ZM140 248V247H138ZM143 248V247H142ZM141 248V249H142ZM219 248H220V244H219ZM224 248V247H222ZM252 248V247H251ZM122 249V248H121ZM127 249V248H126ZM134 249V248H133ZM145 249V248H144ZM159 249V248H158ZM234 249V248H232ZM187 250V249H186ZM185 250V251H186ZM237 250V249H236ZM122 251V250H121ZM141 251V250H140ZM139 251V252H140ZM183 251V250H181ZM214 251V250H213ZM220 251V250H219ZM230 251V250H229ZM239 251V250H238ZM252 251V250H250ZM249 251V252H250ZM104 252V251H103ZM114 252V251H113ZM187 252V251H186ZM257 252V251H256ZM147 253V252H146ZM174 253V252H173ZM176 253V251H175ZM226 253V252H225ZM231 253V252H230ZM255 253V251H254ZM104 254V253H103ZM111 254V253H110ZM149 254V253H148ZM180 254V253H179ZM184 254V253H182ZM236 254V253H235ZM239 254V253H238ZM237 254V255H238ZM121 255V254H120ZM138 255V254H137ZM140 255V253H139ZM142 255V254H141ZM140 255V256H141ZM176 255V254H175ZM223 255V254H222ZM228 255V254H227ZM246 255V254H245ZM254 255V254H253ZM259 255V254H258ZM262 255V254H261ZM104 256V255H103ZM107 256V255H106ZM143 256V255H142ZM217 256V255H216ZM241 255L239 254V257ZM102 257V256H101ZM114 257V255H113ZM153 257V256H152ZM168 257V256H166ZM180 257V256H179ZM178 257V258H179ZM185 257V256H184ZM219 257V256H218ZM217 257V258H218ZM237 257V256H236ZM235 257V258H236ZM254 257V256H253ZM257 257V256H256ZM115 258V257H114ZM142 258V257H140ZM155 258V257H154ZM169 258V257H168ZM225 258V257H224ZM259 258V257H258ZM263 258V257H261ZM112 259V258H111ZM117 259V258H116ZM177 259V258H176ZM219 259V258H218ZM217 259V260H218ZM229 259V257H228ZM249 259V258H248ZM247 259V260H248ZM251 259V258H250ZM114 260V259H113ZM123 260V259H122ZM125 260V259H124ZM123 260V261H124ZM264 260V259H263ZM107 261V260H106ZM109 261V260H108ZM112 261V260H111ZM117 261V260H116ZM236 261V260H235ZM239 261V260H238ZM256 261V260H255ZM104 262V261H103ZM114 262V261H112ZM119 262V261H118ZM174 262V260H173ZM177 262V261H176ZM175 262V263H176ZM241 262V261H240ZM260 262V261H259ZM229 263V262H228ZM239 263V262H238ZM237 263V264H238ZM243 263V262H242ZM253 263V261H252ZM111 264V263H110ZM116 264V263H115ZM123 264V263H122ZM126 264V263H125ZM164 264V263H163ZM215 264V263H214ZM245 264V263H243Z\"/></svg>","mask_w":264,"mask_h":264}]
</instances>
